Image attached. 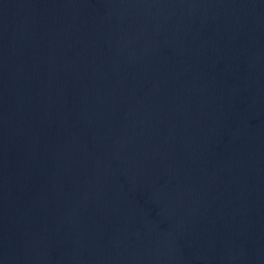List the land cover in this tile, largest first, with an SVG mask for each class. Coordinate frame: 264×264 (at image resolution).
<instances>
[{"label":"water","instance_id":"water-1","mask_svg":"<svg viewBox=\"0 0 264 264\" xmlns=\"http://www.w3.org/2000/svg\"><path fill=\"white\" fill-rule=\"evenodd\" d=\"M0 264H264V0H0Z\"/></svg>","mask_w":264,"mask_h":264}]
</instances>
